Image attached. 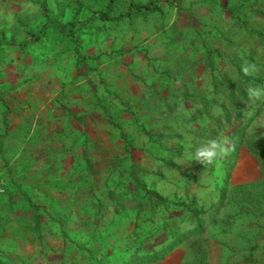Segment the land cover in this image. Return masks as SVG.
Returning <instances> with one entry per match:
<instances>
[{
    "label": "rangeland",
    "instance_id": "obj_1",
    "mask_svg": "<svg viewBox=\"0 0 264 264\" xmlns=\"http://www.w3.org/2000/svg\"><path fill=\"white\" fill-rule=\"evenodd\" d=\"M107 10L0 0V264H264V0Z\"/></svg>",
    "mask_w": 264,
    "mask_h": 264
},
{
    "label": "trees",
    "instance_id": "obj_2",
    "mask_svg": "<svg viewBox=\"0 0 264 264\" xmlns=\"http://www.w3.org/2000/svg\"><path fill=\"white\" fill-rule=\"evenodd\" d=\"M114 2L115 0H107V6H108V10L107 11H102L101 14L105 17H108V15L110 14L111 11H113L114 8ZM44 7L46 8V4H44ZM135 7L136 10L138 9H143L145 8L146 10H154L157 8V5H155V3H149L146 6H137V4H134V2H132L131 4V8ZM132 12H128V14H122L120 15L118 18H124L127 17L129 15H131ZM244 73H241V75H243ZM255 77L252 76H245L243 77V80L245 81L244 85L241 87L235 86L233 84H229L228 88H223V92L224 94H226L228 96V101H229V112H225V114L223 115L224 117H229L231 115V113H236L237 115H239L242 111L240 110V104L237 102V99L240 97L242 98H246L249 94L251 95H256V92L258 90V88H248L247 83H250V86L255 87L256 86V80L254 79ZM124 134V133H123ZM142 188L146 191V192H150L149 187L147 188L146 184H142L141 185ZM111 194H113V192L111 191ZM148 198L151 200L152 203L154 204H161L164 205L165 207H168V202L165 198H162L161 196H158L157 194H150L148 196ZM166 203V205L164 204ZM243 264H256L254 257L251 255L249 257L246 258V261Z\"/></svg>",
    "mask_w": 264,
    "mask_h": 264
}]
</instances>
